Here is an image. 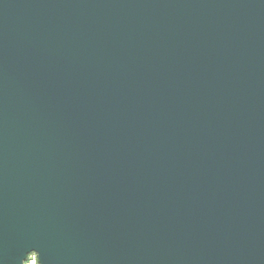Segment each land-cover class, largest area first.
<instances>
[{
    "label": "water",
    "instance_id": "obj_1",
    "mask_svg": "<svg viewBox=\"0 0 264 264\" xmlns=\"http://www.w3.org/2000/svg\"><path fill=\"white\" fill-rule=\"evenodd\" d=\"M264 264V0H0V264Z\"/></svg>",
    "mask_w": 264,
    "mask_h": 264
},
{
    "label": "built area",
    "instance_id": "obj_2",
    "mask_svg": "<svg viewBox=\"0 0 264 264\" xmlns=\"http://www.w3.org/2000/svg\"><path fill=\"white\" fill-rule=\"evenodd\" d=\"M24 264H41L38 253L36 251H31L24 260Z\"/></svg>",
    "mask_w": 264,
    "mask_h": 264
}]
</instances>
